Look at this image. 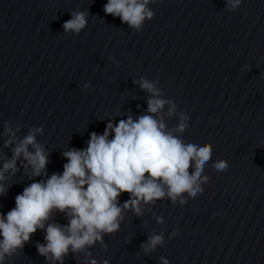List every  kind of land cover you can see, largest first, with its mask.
I'll list each match as a JSON object with an SVG mask.
<instances>
[{
	"label": "clouds",
	"instance_id": "9594fccd",
	"mask_svg": "<svg viewBox=\"0 0 264 264\" xmlns=\"http://www.w3.org/2000/svg\"><path fill=\"white\" fill-rule=\"evenodd\" d=\"M164 0H107L103 7L106 15L119 17L122 23L140 32L145 21H150L155 12L150 4ZM243 0H224L228 11L237 10ZM87 11H74L71 18L62 25L65 33H79L88 24ZM114 61V57H110ZM141 89L150 94L147 102L148 114L135 120L129 116L113 124L109 121L103 134L92 132L86 149L70 148L62 153L67 160L62 173L48 176L46 167L48 153L36 141L37 134H43L42 127L28 129L27 135L19 138L20 128L13 129L11 121L4 122L5 148L11 147L12 157L6 159L0 168V196L5 195L6 173L15 175L17 160L23 157L25 173L34 180L15 197V207L6 214L0 213V264L6 256H12L23 249L37 230L44 231L45 243L37 244L38 253L49 264H64V258L71 254L84 253L97 242L107 248L103 236L114 234L120 228L125 210H132L142 216L141 204H154L167 197L173 204L184 205L187 197L195 199L204 191L203 184L209 177L203 175L204 168L212 157V145L186 143L175 133H184L189 117L181 111L178 124L169 129L162 112L168 106L167 115L177 114V105L163 98L159 83L141 78ZM85 87H89L88 84ZM111 135V139L109 136ZM31 147L32 151L29 150ZM214 170L222 173L228 170L226 160L212 164ZM190 169H192L190 171ZM127 193L129 199L122 205L119 196ZM54 213L63 214L68 223L59 224L53 220ZM158 223H163L157 217ZM179 229L169 239L179 235ZM163 234H152L141 245L145 253L164 246ZM161 264H169L160 257ZM87 264H98L96 259ZM102 264H109L108 260Z\"/></svg>",
	"mask_w": 264,
	"mask_h": 264
}]
</instances>
